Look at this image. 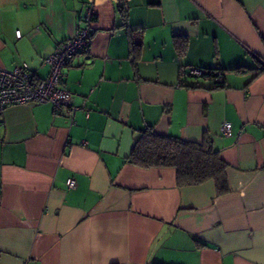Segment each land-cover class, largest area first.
<instances>
[{
    "label": "crops",
    "instance_id": "1",
    "mask_svg": "<svg viewBox=\"0 0 264 264\" xmlns=\"http://www.w3.org/2000/svg\"><path fill=\"white\" fill-rule=\"evenodd\" d=\"M89 7L90 47L62 68L77 110L0 114V264H264V0H0V67L46 77ZM187 66L220 86H186ZM147 127L207 135L228 190L131 163Z\"/></svg>",
    "mask_w": 264,
    "mask_h": 264
},
{
    "label": "trees",
    "instance_id": "2",
    "mask_svg": "<svg viewBox=\"0 0 264 264\" xmlns=\"http://www.w3.org/2000/svg\"><path fill=\"white\" fill-rule=\"evenodd\" d=\"M93 18V17H92ZM181 49V46L178 47ZM194 81L189 87H203L201 79L212 81L213 86H220L218 80L221 72L203 68L200 75L185 73ZM129 161L137 166L148 168L154 166H170L176 169V180L179 186L200 184L206 180H213L218 194L228 190L225 175L226 162L219 152L214 149L211 140L204 137L202 142H188L169 135H160L147 127L143 129L135 140Z\"/></svg>",
    "mask_w": 264,
    "mask_h": 264
},
{
    "label": "built area",
    "instance_id": "3",
    "mask_svg": "<svg viewBox=\"0 0 264 264\" xmlns=\"http://www.w3.org/2000/svg\"><path fill=\"white\" fill-rule=\"evenodd\" d=\"M92 7H89L84 18L85 26L76 30V33L62 42L58 43L44 62L49 65V72L44 78H35L31 73L21 66H14L11 70L0 67V114L4 108L12 104L21 103H51L54 108L67 107L72 115L77 107L72 104L71 93L61 85L63 77L62 68L66 62L81 51H88L92 33L91 19ZM17 35L18 32H17ZM189 74L200 75L203 68L187 66ZM222 77L219 76L218 80ZM224 136H231L230 122L224 121L221 126ZM73 178L66 180L69 188L74 187Z\"/></svg>",
    "mask_w": 264,
    "mask_h": 264
}]
</instances>
